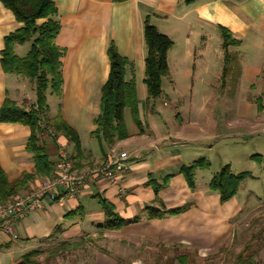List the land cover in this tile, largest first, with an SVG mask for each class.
<instances>
[{
	"label": "crops",
	"instance_id": "obj_1",
	"mask_svg": "<svg viewBox=\"0 0 264 264\" xmlns=\"http://www.w3.org/2000/svg\"><path fill=\"white\" fill-rule=\"evenodd\" d=\"M53 2L57 11L53 19L60 25L54 44L62 51V86L60 96L47 90V115L49 118L60 116L77 134L79 156L74 152L73 143L61 132L46 136L43 131L41 143L51 167L46 177H37L35 161L26 149L29 126L0 121V171L11 186L26 177L23 186L14 189L4 201L25 194L41 179L50 177L55 171L60 147L67 151L79 171L102 166L111 159L118 160L120 153H126L127 160L113 167L115 185L103 177L93 176L74 198L62 203L44 200L40 208L18 223L17 241L0 235V264H236L247 246L251 247L249 264H264V230L257 232L255 225L264 221V211L246 209L239 191L222 202L219 193L208 187L217 174L208 173L210 168L196 171L193 188L181 173L183 167L201 156L195 150L204 146L206 139L215 138L219 122L215 113L212 120L208 119L207 125L214 130L210 135L189 114L185 118L189 108L184 107V99L180 100L176 82L181 72L186 79H193L191 71L185 69L188 59L195 66L199 62L205 68L202 62L206 52L202 50L207 48L206 28L220 33L226 30L239 42L249 38L255 28L258 31L253 34L264 46V0ZM146 18L173 42L167 53L171 97L164 92L162 80L161 96L150 104H147L143 83ZM22 26L0 1V108L9 100L27 111L36 104L34 81L4 73L1 67L5 39ZM211 37L208 35L209 40ZM221 37L217 35L223 46ZM111 43L127 61L125 81L134 82L142 128L139 131L131 110L125 108L123 121L128 136L109 144L100 134H95L98 126L95 120L101 113V88L109 76L107 50ZM26 46L28 50L24 49ZM29 48L30 42L16 44L14 54L23 58ZM257 49L264 51L260 46ZM252 67L257 75L242 83L246 88L254 86L261 90L264 62ZM247 71L248 68L245 74ZM208 101L202 105L217 104L215 100ZM173 116L177 125L170 126ZM207 146L210 150V145ZM200 177L205 179L203 184L198 182ZM156 185L160 186L157 193ZM103 202L125 222L122 226L113 230L101 228L106 222ZM183 207L179 213H170ZM80 240L84 242V249L53 257L47 255V249Z\"/></svg>",
	"mask_w": 264,
	"mask_h": 264
},
{
	"label": "trees",
	"instance_id": "obj_2",
	"mask_svg": "<svg viewBox=\"0 0 264 264\" xmlns=\"http://www.w3.org/2000/svg\"><path fill=\"white\" fill-rule=\"evenodd\" d=\"M5 8L10 10L18 23L23 26L5 39V48L1 52V67L4 73L15 74L35 83L37 110L31 107L24 110L17 107L14 102L6 100L0 108V121L21 123L29 126L30 137L26 149L32 154L36 164L37 177H46L50 172L51 163L41 143V134L45 127L39 124L40 116L44 123L53 132H61L65 138L74 145V152L79 156V141L77 134L62 120L60 116L49 118L47 115L46 93L50 89L56 96L61 94L62 72L61 57L62 51L54 44L60 25L53 17L57 14L53 0H0ZM121 2L124 0H113ZM39 21H42L39 23ZM223 43L227 45H238L240 42L231 38L226 30H222ZM143 41L146 49L144 58V80L147 91V104L159 99L161 96L162 79L169 75L167 53L173 42L166 35L145 19L143 25ZM30 42V48L25 57L19 58L14 54L16 44L23 45ZM110 61V71L106 83L101 88V113L95 120L97 131L107 143H113L115 139L127 138V131L123 121V110L129 108L136 126L142 128L137 111L134 82L125 81V66L127 61L119 56L116 47L111 43L107 50ZM225 71H223V74ZM210 165L208 160L202 158L194 161L187 167L181 169V173L187 180L190 188L194 187V176L197 170H207ZM249 177L248 173L233 174L229 165H225L215 174L208 187L210 190L219 193L222 202L234 197L240 184ZM26 177L17 181L13 186L6 182L4 174L0 171V201H4L13 190L23 186ZM160 186H155L157 193ZM106 222L101 228L113 230L122 226L125 222L115 215L111 207L102 203ZM185 208L173 210L170 213H179ZM155 212L154 209H149ZM62 243L54 250L49 257L59 253L76 250L80 244ZM251 247L247 246L237 258L236 264H249ZM37 255V254H35ZM31 255L25 257V261Z\"/></svg>",
	"mask_w": 264,
	"mask_h": 264
},
{
	"label": "rangeland",
	"instance_id": "obj_3",
	"mask_svg": "<svg viewBox=\"0 0 264 264\" xmlns=\"http://www.w3.org/2000/svg\"><path fill=\"white\" fill-rule=\"evenodd\" d=\"M257 14L255 11V17ZM205 30L207 41L204 43L207 48H199L206 52L205 62H202L205 68L199 66V62L195 66V62L188 59L185 61V69L192 72L190 75L193 79H186L181 72V77L176 81L180 100L184 99V107L189 108L185 118L189 114L204 130L210 131V135H213L214 130L207 125L208 119L212 120L215 113L219 122L215 138L212 136L211 140L206 139L204 146L195 150L196 154L201 155L196 160L208 157L210 174L218 173L225 165L230 166L233 174L248 173L249 177L244 179L238 188L240 201L246 209L264 211V72L263 75L259 73L261 90L255 89L254 86L246 88L242 83L257 75V70H253L252 66L264 62V51L257 49L259 46L264 49V46L261 45L260 38L253 34L258 31L255 28L249 38L242 40L238 45L227 46L224 43L222 46L217 39L218 34L222 36V31L220 33L210 28ZM208 35L212 36L210 40ZM262 38L264 43V34ZM221 39L223 41V37ZM24 49L28 50V47ZM162 80L164 92L171 97L168 77ZM190 81H193V84L190 85ZM205 100H215L217 104L202 105ZM210 112L212 115L209 116ZM174 120L176 118L173 116L170 126L177 125ZM174 128L173 126L172 130ZM181 142L184 143V140ZM207 145H210V150ZM204 180L200 177L199 184H203ZM255 225L258 226L257 232L264 230V221L256 222ZM84 248L81 243L78 249ZM54 250V247L47 249V255Z\"/></svg>",
	"mask_w": 264,
	"mask_h": 264
},
{
	"label": "built area",
	"instance_id": "obj_4",
	"mask_svg": "<svg viewBox=\"0 0 264 264\" xmlns=\"http://www.w3.org/2000/svg\"><path fill=\"white\" fill-rule=\"evenodd\" d=\"M33 108L37 110V104H34ZM39 124L41 127H45L44 134L46 136L54 135L53 130L45 125L42 116H40ZM126 160L127 154L120 153L118 160L111 159L102 166L79 171L74 168V163L67 151L60 147L57 151L55 171L50 177L41 179L25 194L0 202V235L17 241L19 239L18 223L40 208L44 200L62 203L64 200L74 198L79 189L93 176L103 177L111 185H115L116 178L113 175V167L119 161ZM116 173L114 171V174Z\"/></svg>",
	"mask_w": 264,
	"mask_h": 264
}]
</instances>
